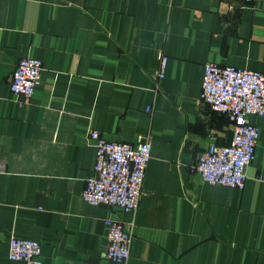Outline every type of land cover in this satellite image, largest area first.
Listing matches in <instances>:
<instances>
[{"label": "crops", "instance_id": "1", "mask_svg": "<svg viewBox=\"0 0 264 264\" xmlns=\"http://www.w3.org/2000/svg\"><path fill=\"white\" fill-rule=\"evenodd\" d=\"M26 56L43 67L29 103L9 87ZM206 62L264 74V0H0V264H24L10 236L45 264H123L103 254L107 216L133 224L124 264H264V116L242 189L189 172L232 134L199 100ZM92 129L150 137L134 212L83 201Z\"/></svg>", "mask_w": 264, "mask_h": 264}, {"label": "built area", "instance_id": "2", "mask_svg": "<svg viewBox=\"0 0 264 264\" xmlns=\"http://www.w3.org/2000/svg\"><path fill=\"white\" fill-rule=\"evenodd\" d=\"M254 2L257 0H239ZM167 56H161L158 78H163ZM40 59L20 58L11 73L9 82L13 95L29 103L34 87L42 71ZM199 100L212 111L223 114L232 127L228 144L210 142L190 166L189 172L200 181L242 189L246 169L255 157L259 129L251 123L250 116H264V74L256 70L234 66H221L206 62L202 67V83ZM150 112L151 107L147 106ZM87 139L95 148L92 173L85 179L81 192L89 205H106L120 212H134L138 206L146 166L151 156V139L148 135L134 142L107 139L98 130H89ZM5 164L0 162V171ZM106 258L125 263L130 256L132 223L107 216L103 220ZM41 245L33 239L10 236L8 257L24 264H45L41 258Z\"/></svg>", "mask_w": 264, "mask_h": 264}]
</instances>
